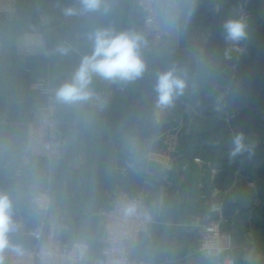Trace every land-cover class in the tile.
I'll return each instance as SVG.
<instances>
[{
    "label": "crops",
    "instance_id": "obj_1",
    "mask_svg": "<svg viewBox=\"0 0 264 264\" xmlns=\"http://www.w3.org/2000/svg\"><path fill=\"white\" fill-rule=\"evenodd\" d=\"M259 1V17L264 21V0ZM189 3L190 0H157L160 19L176 32L174 38L152 52L148 62L151 67L111 107H96L94 101L80 105L60 103L62 154L51 163L33 157L29 165H23L21 158L30 125L45 114L43 107L47 102L34 90V81L47 78L58 88L70 79L82 56L63 41L67 29L61 26L62 0H18L12 14H0V191L10 195L13 220L20 222L24 231L44 220L30 197L49 188L54 204L48 220L67 225L68 240L86 242L94 254L99 253L100 209L108 207L118 191L122 170H127L125 182L129 190L141 186L149 142L162 133L150 134L156 127L152 117L142 125L133 126L130 119L155 100V75L162 72V67L182 69L189 61L194 70L185 76V101L192 97L196 104L204 93L209 114L185 113L177 107L184 135L173 179L170 186L166 183L150 186L153 222L138 244L128 245L129 252L154 264H211L198 252L190 219L205 214L210 205L221 204L233 209L229 216L221 213L222 227L233 233V256L240 262L242 255L249 253L251 263L239 264H264V200L258 177L262 163L248 169H231L226 165L235 134L227 107L232 69L222 61H213L216 46L223 40V21L237 13L225 4L221 5L220 13H214L210 0H200L189 19ZM108 4L110 10L102 19V28L141 33L142 15L135 0H108ZM186 23L191 25L187 42L179 45L178 29ZM33 30L46 31L49 53L26 58L21 54L24 36ZM60 47L68 48V53L61 54ZM179 47H184L187 53ZM182 53L186 55L181 58ZM207 56L212 61H207ZM92 86L96 91L100 86H108V82L94 78ZM142 118L144 115L138 116V120ZM127 127L137 134H131ZM247 142L257 144L249 138ZM199 184L204 186L201 191ZM202 192L207 195V205L199 198ZM10 238L15 244H29L30 237L10 235Z\"/></svg>",
    "mask_w": 264,
    "mask_h": 264
},
{
    "label": "built area",
    "instance_id": "obj_2",
    "mask_svg": "<svg viewBox=\"0 0 264 264\" xmlns=\"http://www.w3.org/2000/svg\"><path fill=\"white\" fill-rule=\"evenodd\" d=\"M62 2L64 8L69 5L79 7L77 0H62ZM135 4L142 15L141 34L147 41L146 45L141 48V55L148 63L152 52L158 49L161 44L164 45L172 40L176 32L162 23L157 0H135ZM17 5L18 0H0V14H12ZM248 7L249 0H244L238 3L235 11L247 19L249 17ZM84 17L85 14L74 16L64 14L61 26L70 29L84 20ZM47 32L49 33V30ZM63 41L68 44L65 39ZM179 49L185 50L182 47ZM226 49L223 52V61L226 64L233 61L229 67L234 75V72L237 71L234 53L238 52L233 50L229 55L226 54ZM48 53L49 39L46 31L33 30L25 34L24 49L21 53L24 57L47 55ZM131 85L132 82L127 84L108 82V86L98 87L96 92L107 101L103 108L111 107L115 99L126 94ZM33 88L44 96L47 102L43 107L45 114L36 118L30 125L26 150L21 158L23 165H29L33 157H39L51 163L62 154V144L59 139L61 122L58 118L60 103L55 99L57 88L52 86L47 78H39L34 81ZM94 104L96 107H100L95 101ZM194 105V99L190 97L184 102L182 109L185 113H190L194 111ZM175 106L174 103L173 106L160 110L154 105L156 117L153 115V121L156 125H162L163 120L165 122L164 129L157 139L149 142L144 158L147 169L141 186L137 190H129L125 182L127 170H122L120 173L122 181L118 191L111 199L109 206L100 209L98 214L102 236L98 254H94L86 242L68 240L67 225L48 220L54 199L51 190L45 188L35 192L30 197L31 204L35 210L43 214L44 220L28 231L23 230L20 222L14 221L16 230L10 234L30 237L36 242L34 244H18L24 249L23 255L17 256L15 253H6L7 264H154L143 256L132 255L128 245L138 244L141 237L150 231L153 222L150 186L154 183L171 185L184 135L183 120L179 118L178 111L175 112ZM172 111L175 112L173 120H164ZM195 162L199 163L200 159H195ZM182 169L185 171L186 165ZM249 185L254 186L252 182ZM198 188L201 191L204 186L199 184ZM199 198L204 200L207 205L206 193H200ZM131 202L136 203L137 213L133 216H125L123 208ZM221 208V204H213L209 206L205 214L191 217L190 225L195 228L198 252L211 264L251 263L249 253H244L240 262L237 257L233 256L234 237L230 230L222 227Z\"/></svg>",
    "mask_w": 264,
    "mask_h": 264
},
{
    "label": "clouds",
    "instance_id": "obj_3",
    "mask_svg": "<svg viewBox=\"0 0 264 264\" xmlns=\"http://www.w3.org/2000/svg\"><path fill=\"white\" fill-rule=\"evenodd\" d=\"M79 7L69 5L64 8L66 16L83 15L86 13L109 12L108 0H77ZM200 0H190L187 18H191ZM211 10L220 13L224 0H210ZM249 26L242 15L230 16L223 21L222 37L226 45V54L235 50L243 54L245 49L240 47L242 42L249 39ZM92 44L90 54L84 55L70 79L55 90V99L58 103L80 105L95 101L101 108L106 106L104 100L93 88L94 78H99L112 84L131 83L141 79L147 70L145 60L141 55V48L147 43L145 37L135 31L117 32L111 28H97L87 35ZM61 54H67L69 49L58 48ZM183 70L176 66L158 72L155 75L153 91L155 92V106L164 110L174 105L177 98L184 94L187 81L182 74ZM247 154L251 159L255 154V146L247 142L243 132L235 133L231 138L228 157L235 160ZM125 216L137 213V205L128 203L123 208ZM14 206L10 195L0 191V264H7L6 253L23 255L22 246L12 242L10 234L16 230L13 220Z\"/></svg>",
    "mask_w": 264,
    "mask_h": 264
},
{
    "label": "trees",
    "instance_id": "obj_4",
    "mask_svg": "<svg viewBox=\"0 0 264 264\" xmlns=\"http://www.w3.org/2000/svg\"><path fill=\"white\" fill-rule=\"evenodd\" d=\"M242 1L244 0H224L223 4H225L227 8L236 9L238 3ZM258 4L260 6L259 0H249V7L247 9L249 18L246 20L250 35L249 39L242 42L240 45V47L245 49L243 54L234 53L237 73L234 72V75H231L230 92L227 98V107L231 112L230 123L234 132H243L246 138L254 141L256 140L257 144L254 145L255 154L251 159H248L247 154H245L235 160L227 161L226 165L231 169H248L256 163H262L258 171V177L259 191L261 193V198L264 200V21L259 17ZM212 43L214 44V42ZM210 46H212V44L209 45V47ZM227 47H229V45H226L224 40L219 42V45L216 46L217 54L213 59L214 62L221 63L222 61L225 64L223 61V51ZM185 52L187 53L186 50ZM209 52L207 54H209ZM186 53H182L181 58L185 56ZM175 60H177V58ZM207 61H212V59L207 56ZM185 64L186 65L182 68L184 77L187 76V74H191V71L194 70V65L189 63V61ZM146 65L147 68L151 67L150 63H146ZM170 67L172 66H164L162 67V71ZM153 99H155V94L153 95ZM184 102L185 91L182 96L176 99L175 104L183 108ZM154 105L155 100L149 104L146 110L140 113L141 115H132L130 119L131 126L146 123L148 119L153 116ZM143 115L144 118H142L141 121L138 120V116L143 117ZM163 129L164 126L156 125L155 130L152 133L150 132V134H159ZM127 130L131 134H137L130 127H127Z\"/></svg>",
    "mask_w": 264,
    "mask_h": 264
},
{
    "label": "water",
    "instance_id": "obj_5",
    "mask_svg": "<svg viewBox=\"0 0 264 264\" xmlns=\"http://www.w3.org/2000/svg\"><path fill=\"white\" fill-rule=\"evenodd\" d=\"M105 14L102 12L98 13H86L84 20L80 21L76 26L67 29L65 33V40L68 42L69 46L73 48L77 53H79L82 57L84 55L90 54L92 51V44L88 40L87 35L89 32L94 31L97 28L101 27V22ZM190 23H186L178 29V44L185 45L187 42V36L190 31ZM162 44L159 46L161 47ZM233 64V61L227 63L229 66ZM194 112L201 116H206L209 114L208 110V102L206 95L204 93L201 94L198 102L195 104L193 108ZM233 212V209L230 206L224 205L222 207V214L224 216H229ZM46 235V232H44ZM27 242L29 244H34L36 242L33 238H27Z\"/></svg>",
    "mask_w": 264,
    "mask_h": 264
},
{
    "label": "rangeland",
    "instance_id": "obj_6",
    "mask_svg": "<svg viewBox=\"0 0 264 264\" xmlns=\"http://www.w3.org/2000/svg\"><path fill=\"white\" fill-rule=\"evenodd\" d=\"M175 105H176V104H175ZM175 107H176V108H175ZM175 107H174V108H175V112H176L178 106L176 105ZM155 110H156L155 107H153V115H154V117H156V115H155V112H156V111H155ZM175 112H174V111L169 112V114L164 118V120H165V119H168V120L171 119V120H173V118H174L173 116L175 115ZM171 113H172V114H171ZM152 118H153V116H152ZM161 123H162V126H165V125H164L165 122H164L163 120H162ZM155 125H156V124H155ZM159 125H160V124H159ZM178 158H179V157H178ZM221 209H222V208H221ZM221 212H222V211H221Z\"/></svg>",
    "mask_w": 264,
    "mask_h": 264
}]
</instances>
